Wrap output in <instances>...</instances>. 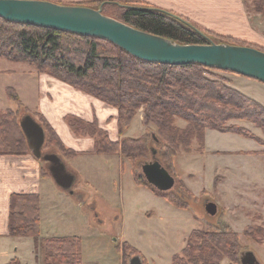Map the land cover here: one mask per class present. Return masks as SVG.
I'll use <instances>...</instances> for the list:
<instances>
[{"label": "trees", "instance_id": "trees-1", "mask_svg": "<svg viewBox=\"0 0 264 264\" xmlns=\"http://www.w3.org/2000/svg\"><path fill=\"white\" fill-rule=\"evenodd\" d=\"M263 2L259 0L258 5ZM119 3L120 13L113 17L180 44L215 42L252 46L250 43H234L231 37L206 30L172 11L134 0ZM61 4L94 8L82 3ZM0 58L26 62L35 73L48 74L116 108L121 136L118 141H111L96 120L87 122L74 115H67L65 120L76 136L90 137L95 141L94 153H119L133 168L136 163L138 167L148 159L150 150L145 144V136H123V131L140 108H143L144 124L153 125L162 137L166 152L161 162L167 170H173L181 146H186L188 142L191 144L192 139L197 141L199 152L204 150L206 129L252 137L243 126L227 124L231 120H239L250 122L264 134V106L229 86L228 79L213 76L211 70L215 69L200 64L170 66L148 63L105 40L13 23L1 18ZM8 90H13L8 91L13 106L0 110V154H24L30 150L17 117L20 108L25 109L24 113L28 109L13 88ZM37 115L46 133V145L68 159L75 157L76 153L65 147L45 118L40 113ZM175 118L184 120L186 125L176 126ZM155 141L158 142L156 138ZM132 174L136 183L149 187L173 205L182 207L170 194L166 196L167 192H159L149 186L140 171L137 174L133 169ZM259 231L264 237V229ZM9 233L13 237L34 238V249L39 247L43 252L42 264H82L79 237H39L38 194L11 195ZM191 236L182 254L173 256L172 264H184L183 258L192 259L194 252L200 253L198 258L192 259L194 264H221L224 253L233 259L235 253L232 249L239 240L237 233L229 231L195 230ZM5 264L21 263L13 259Z\"/></svg>", "mask_w": 264, "mask_h": 264}, {"label": "rangeland", "instance_id": "rangeland-1", "mask_svg": "<svg viewBox=\"0 0 264 264\" xmlns=\"http://www.w3.org/2000/svg\"><path fill=\"white\" fill-rule=\"evenodd\" d=\"M50 1L88 4L95 9L102 6L103 14L110 17H117L120 13L118 4L124 2ZM241 2L249 19V27L245 30L251 33L253 40L230 37L234 43H250L264 50V2L260 5L259 0ZM29 69L31 66L26 62L0 58V110L13 106L8 95V91L13 90L8 88H14L17 95L25 99L29 87L36 89V78ZM211 74L228 79L232 88L234 84L239 90L261 98L262 92L245 77L237 79L234 73L218 70H211ZM24 110L19 109V120L30 114L29 110L27 113ZM143 118V108H140L123 131V136H145L147 148L153 147L161 162L166 152L162 137L153 125H145ZM174 124L184 127L186 122L175 118ZM227 124L243 126L252 137L206 129L202 152H199L194 139L191 144L188 142L181 146L173 170H168L175 178V185L166 196L170 194L182 207L136 183L132 171L134 169L139 174L140 168L137 163L133 168L119 153H116L118 156L115 153L90 156L93 160L76 157L70 161L60 154L68 170L76 175L75 195L61 190L50 177L43 181L45 192L40 201V238L79 237L82 264H129L134 255L140 257L142 264H172L173 256L181 255L192 238V231H229L237 233L239 240L232 249L235 253L233 259L224 253L221 264H240V255L245 251H253L258 261L264 264V237L259 231L264 229V134L253 124H242L239 120H231ZM42 151L57 152L48 146ZM150 159L149 150L146 161ZM119 160L124 161L121 172L117 166ZM207 201L216 203L215 215L206 213L204 206ZM199 255V252H194L192 257L198 258ZM17 256L22 264H42L43 252L39 247L32 250L22 246ZM192 259L185 257L183 262L194 264Z\"/></svg>", "mask_w": 264, "mask_h": 264}, {"label": "water", "instance_id": "water-1", "mask_svg": "<svg viewBox=\"0 0 264 264\" xmlns=\"http://www.w3.org/2000/svg\"><path fill=\"white\" fill-rule=\"evenodd\" d=\"M0 18L13 23L105 40L148 63L170 66L200 64L264 84L263 50L215 42L180 44L107 16L103 14L102 6L94 9L81 5H63L50 0H0ZM19 125L30 152L35 158L48 164V172L56 186L75 195L76 175L68 170L58 153L42 151L46 142L43 126L31 114L22 116ZM150 153L151 159L138 165L140 173L149 186L159 192H168L174 187L175 178L158 160L153 147L150 148ZM204 207L209 215L217 212V205L212 201H207ZM239 261L240 264H261L253 251L242 252ZM129 264H142V261L139 256H134Z\"/></svg>", "mask_w": 264, "mask_h": 264}, {"label": "crops", "instance_id": "crops-1", "mask_svg": "<svg viewBox=\"0 0 264 264\" xmlns=\"http://www.w3.org/2000/svg\"><path fill=\"white\" fill-rule=\"evenodd\" d=\"M134 1L175 12L204 29L219 35L253 40L251 33L245 30V28L248 29L249 27V19L241 0ZM31 69H29V72H32L34 74L32 75L36 78V89L31 90L29 87L26 99L24 97L21 98L20 94H18L19 99L37 121L38 113L45 118L65 147L76 153L73 158L86 157L88 160H93L90 156L103 153H94L95 141L92 138L76 136L71 131L65 120L67 115L77 116L87 122L96 120L99 127L107 132L111 141L120 139L116 108L74 89L57 78L48 74H37L32 67ZM233 75L237 79L244 77L238 74ZM245 79L262 92L260 94L261 98L239 90L234 84H232L233 87L264 106V84L251 78L245 77ZM239 122L251 124L248 121ZM45 146H47L46 142L43 147ZM254 150L259 152L257 149ZM58 154L60 155L59 152ZM115 155L117 154L115 153ZM61 156L66 161L73 159ZM123 162V160L118 161L119 172H121ZM48 177H50L48 164L35 158L30 151L24 154H0V264H5L13 259H18L22 264L21 258L17 256V253L19 254L21 251V247H30L34 250V238L13 237L9 233L11 195L35 193L38 194L39 201H41L45 192L43 181Z\"/></svg>", "mask_w": 264, "mask_h": 264}]
</instances>
